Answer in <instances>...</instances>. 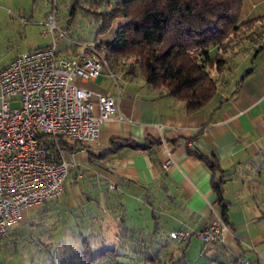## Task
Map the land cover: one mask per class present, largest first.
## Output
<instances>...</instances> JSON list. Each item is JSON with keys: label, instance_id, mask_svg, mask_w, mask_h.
Returning <instances> with one entry per match:
<instances>
[{"label": "crops", "instance_id": "crops-1", "mask_svg": "<svg viewBox=\"0 0 264 264\" xmlns=\"http://www.w3.org/2000/svg\"><path fill=\"white\" fill-rule=\"evenodd\" d=\"M260 16H264V0H245L242 19ZM257 46L256 42L240 44L241 51L223 68L222 86L195 112L187 111L183 101L152 88L128 70L112 72V76L102 72L95 80L83 83L95 93L112 96L117 111L100 126L95 142L84 146L68 142L65 184L70 188L64 187L62 199L56 197L35 205L38 208L29 214L26 226L37 216L35 212L43 210L45 219L55 214L58 220L53 227L58 228L50 233L53 242L66 233L63 230L59 235L62 228L71 226L67 210L87 204L91 209L84 212L86 221L79 216L74 221H84L86 230L99 224L113 240L127 244L135 235L121 238L109 229L116 224L114 210H125L123 196L141 203L146 195L142 203L153 218H158L156 213L171 214L170 231H200L219 213L221 204L213 190V183L219 181L229 230L221 240L205 244L199 252L207 258L204 264H228L231 260L236 264L239 260L241 264L244 260L248 264H264V225L260 227L258 216L264 199L261 203L255 199L258 195L264 198V47L255 52ZM112 140L159 143H151L147 149L127 146L114 150ZM68 147L75 150L68 151ZM196 153L214 161L216 166L210 168ZM76 155L78 159L74 158ZM167 160L171 164L164 169ZM100 209L105 216H100ZM108 219L112 220L111 226L106 225ZM191 239L182 241L187 243L186 250ZM105 242L108 247H116L111 240ZM157 242L161 251L156 258L163 254L168 264H173L180 248L170 251L168 242ZM181 257L178 264L185 261L183 252Z\"/></svg>", "mask_w": 264, "mask_h": 264}, {"label": "built area", "instance_id": "built-area-1", "mask_svg": "<svg viewBox=\"0 0 264 264\" xmlns=\"http://www.w3.org/2000/svg\"><path fill=\"white\" fill-rule=\"evenodd\" d=\"M55 13L54 7L43 32L51 36L49 44L18 53L0 66V239L24 210L64 191L68 142H95L100 126L117 111L112 96L83 85L95 80L107 65L101 39L72 41L57 29ZM56 34L67 41L64 49L58 47ZM170 164L167 160L163 168ZM228 230L214 214L202 230L179 228L169 238L182 242L196 235L212 244Z\"/></svg>", "mask_w": 264, "mask_h": 264}, {"label": "trees", "instance_id": "trees-1", "mask_svg": "<svg viewBox=\"0 0 264 264\" xmlns=\"http://www.w3.org/2000/svg\"><path fill=\"white\" fill-rule=\"evenodd\" d=\"M112 1L98 14L101 24L94 37L106 33L114 20L120 21L110 40L100 38L103 56L116 60L131 58L129 70L135 66L146 84L183 101L189 112L199 110L216 94L217 80L211 76V70L219 72L228 67L233 55L241 51L243 41L258 43L255 52L264 47V16L243 20L245 0ZM110 143L116 150L127 146L147 149L149 144L159 142ZM67 150L73 151L75 147ZM92 155L89 152V157ZM196 155L210 168L216 166L209 158ZM213 190L221 204L217 215L227 225V206L219 181L213 183ZM74 218L71 220L75 225ZM58 233L61 235V230ZM60 240L61 237L56 238ZM118 255L116 247L94 252L84 234L79 251L68 253L53 264H119Z\"/></svg>", "mask_w": 264, "mask_h": 264}, {"label": "rangeland", "instance_id": "rangeland-1", "mask_svg": "<svg viewBox=\"0 0 264 264\" xmlns=\"http://www.w3.org/2000/svg\"><path fill=\"white\" fill-rule=\"evenodd\" d=\"M112 2V0H0V65H5L18 53L43 47L51 42V36L49 34L44 35L43 32L47 28L45 25L47 15L54 7L56 8L54 21L57 29L64 31L72 41L82 43L94 39L101 24L98 14L106 10ZM119 22L118 19L114 20L106 33L96 37L103 41L110 40L115 35ZM55 37L60 49L61 46H67V41L64 38L58 34ZM106 61L107 65L102 72L107 75H109L107 72L112 74L115 71L128 70L140 76L135 66L129 70V66L132 64H130L131 58L123 57L116 60L109 57ZM221 71L224 72L220 73ZM221 71L211 70V76L217 80L218 86H222V82H224L225 69H221ZM78 157L76 155L74 158L78 159ZM67 188L69 189L70 186L67 185ZM63 194L64 192L59 195L60 199L63 198ZM258 197L255 199L261 203L264 198L259 195ZM122 199L125 203V210L124 208L121 211L114 210L116 212L114 217L116 224L109 229H112L121 238L124 235L126 237L131 234L135 235L131 242L120 244L118 239L113 240L109 237L105 229L99 228V224L95 229L86 230L84 228L85 222L81 219L86 221L84 212L90 211L91 207L82 204L77 210L72 208L67 210V216L71 218L79 216L81 218L79 222H75V225L71 222L70 225H73L66 226V229L62 228L61 232L64 230L66 233L61 236L60 242L56 241L55 238L52 243H58L51 244L53 238L50 233L57 230L58 227L53 226L58 217L54 214V216L45 219V216L41 215L44 211L41 210L35 212L37 216L32 219L33 223L29 221L30 225L26 226L29 214L38 208L34 205L24 210L22 219L20 218L21 221L10 226L8 235L0 239V264H53L68 253L79 251L84 234L87 235L88 242L94 252L108 247L105 240H111L119 252L117 256L119 264H168L169 261L163 254L156 258L161 251V245L157 242L160 239L164 240V243L168 242L170 251L172 248H180L174 255L175 261L180 259L182 252L185 260L182 264H204L207 261V258L199 254L206 245L196 235L191 236L189 250L185 249L187 243L169 238V233L173 231H170L173 228L170 219L171 214L156 213L158 218H153L142 203L143 200L147 199L146 195L140 200L141 203L133 202L134 198H130L128 195L123 196ZM131 201L132 204H129ZM137 206H139L138 210L135 209ZM99 213L100 216H105L101 209ZM258 216L260 227H262L264 225V208ZM157 221H161L160 224L158 223L159 225H156ZM111 224L112 220L108 219L106 225L111 226ZM191 231L195 232L194 230ZM114 233H111L112 237H115ZM241 262L247 264L245 260ZM228 264L236 263L231 260ZM239 264H241L240 260Z\"/></svg>", "mask_w": 264, "mask_h": 264}]
</instances>
